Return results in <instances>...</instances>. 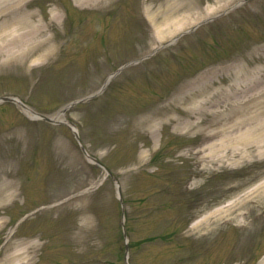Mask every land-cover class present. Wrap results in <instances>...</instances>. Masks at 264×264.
<instances>
[{
    "label": "rangeland",
    "instance_id": "rangeland-1",
    "mask_svg": "<svg viewBox=\"0 0 264 264\" xmlns=\"http://www.w3.org/2000/svg\"><path fill=\"white\" fill-rule=\"evenodd\" d=\"M71 1L72 12L70 0L31 4L36 19L49 24L55 52L42 62L1 56L0 96H19L46 115L82 99L66 118L76 124L90 154L118 176L124 210L107 171L87 159L70 126L31 118L18 104L3 103L0 180L16 184L6 189L14 192L13 199L0 200V258L17 250L18 259L28 264H170L192 251L197 260L184 264H211L207 259L262 264L264 155L256 156L252 147V158L204 170L206 153L223 163L224 152L201 151L199 145L211 130L231 128L240 115L232 103L251 98L247 106L253 113L262 103L263 83L247 94L235 97L234 92L252 72L264 78V0H250L170 45L181 32L240 0H141L144 16L156 20L147 37L132 0ZM54 8L61 14L58 21L51 16ZM165 44L155 57L142 59L138 70L121 72L100 90L117 68ZM199 83L210 84L205 113L188 109L191 100H183ZM223 87L233 97L216 94ZM156 109L161 113L144 123ZM227 201L233 204L198 229L190 226ZM123 222L132 244L144 241L127 261ZM212 225L218 229L209 233ZM160 234L166 240L156 239ZM222 257L228 258L222 262Z\"/></svg>",
    "mask_w": 264,
    "mask_h": 264
},
{
    "label": "bare ground",
    "instance_id": "bare-ground-1",
    "mask_svg": "<svg viewBox=\"0 0 264 264\" xmlns=\"http://www.w3.org/2000/svg\"><path fill=\"white\" fill-rule=\"evenodd\" d=\"M78 5L88 4L96 0H75ZM33 0H0V57L4 56L7 58H14L26 63L28 61L42 62L48 60L55 52V47L52 44V38L48 34L49 24L45 23L41 19L37 20V12L27 8L32 4ZM174 11V10H172ZM52 19L58 21L61 18V14L57 9L51 10ZM152 18V17H151ZM111 80L109 77L106 84ZM264 79L255 72L246 81L244 79V84L235 87L234 96H240L242 94H247L249 90H253L254 87L258 88ZM246 83H248L246 85ZM254 84V85H252ZM210 89L209 83H204L199 85L191 93V96L184 97V103L190 102L192 105L188 108L197 112H206L208 108V91ZM228 87H223L216 91V94L224 93L228 94L229 97H233ZM253 93V92H252ZM252 96V95H251ZM255 99V97H254ZM26 112L32 113V109L23 105L18 98L15 99ZM251 98L246 99L244 102L235 101L232 103V111L240 113L239 116L232 120V125L230 129L226 128H216L211 130L210 133L205 135V139L213 138L211 142L200 148L201 150L219 149L224 153L221 156L225 160H231V162H236L242 160L246 157L253 155L252 147H256V154L264 155V118H261L262 114L264 117V98L260 100L262 103L259 108H257L254 113L250 111V107L247 104L250 102ZM256 102H254L255 104ZM257 104V103H256ZM218 110V109H217ZM214 111V112H217ZM213 112V113H214ZM161 113L159 110H155L150 117L144 119V123L153 120L158 114ZM261 114V116H260ZM227 117L231 118L230 112L225 114ZM38 117V114H34ZM256 116L258 118H256ZM54 121H60L64 119L63 112L52 116ZM190 123H186L185 126H189ZM218 138V139H217ZM233 152V153H230ZM210 155H206L209 157ZM207 165L213 162H219L218 157H210L206 160ZM14 186L13 182H0V200L3 202L5 199H9L14 195V192L5 194L7 188H12ZM200 219L194 223V227H199ZM204 221V220H203ZM215 230V227L211 229ZM18 251L14 250L0 259V264H20L21 259H18Z\"/></svg>",
    "mask_w": 264,
    "mask_h": 264
}]
</instances>
